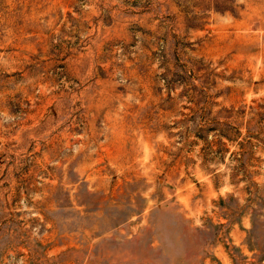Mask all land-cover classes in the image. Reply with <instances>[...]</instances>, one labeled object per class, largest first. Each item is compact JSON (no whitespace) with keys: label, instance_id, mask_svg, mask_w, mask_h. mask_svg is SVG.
<instances>
[{"label":"rangeland","instance_id":"rangeland-1","mask_svg":"<svg viewBox=\"0 0 264 264\" xmlns=\"http://www.w3.org/2000/svg\"><path fill=\"white\" fill-rule=\"evenodd\" d=\"M0 264H264V0H0Z\"/></svg>","mask_w":264,"mask_h":264}]
</instances>
